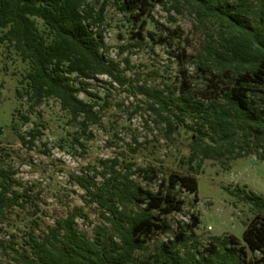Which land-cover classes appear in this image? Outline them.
<instances>
[{"label": "trees", "instance_id": "obj_1", "mask_svg": "<svg viewBox=\"0 0 264 264\" xmlns=\"http://www.w3.org/2000/svg\"><path fill=\"white\" fill-rule=\"evenodd\" d=\"M133 2L0 0V40L12 45L29 64L18 96L27 98L31 109L55 98L72 123L85 129L99 124L97 103L84 100L80 94L97 97L87 80L99 76L121 85L129 82L121 62L109 56L104 23L108 6L115 5L126 14ZM156 3L177 14L189 11L198 25L214 28L207 35L205 53L198 54L200 65L214 73L215 83L222 82L225 71L232 73L233 81L217 97L203 99L182 92L180 100L176 88L165 94L162 89L138 87L150 101L149 108L165 124L169 137L182 129L190 135L191 166H201L207 159L240 156L251 147V139L255 146H263L264 111H254L256 103L250 92L264 85V0H154L148 12ZM36 18L43 21L46 32L39 30ZM187 117L194 122H188ZM28 135L36 138L34 130ZM20 138L23 143L30 142L26 135L20 134ZM130 169L115 171L118 175L102 173L103 181L84 186L87 202L102 209L106 221L97 237L90 238L79 229L77 207L41 232L28 233L20 247L10 245L12 264H264V198L255 192L238 194L254 210L242 241L235 236H212L204 243L196 236L189 245L192 230L200 223V218L192 215L191 223L179 221L172 240L140 257L139 252L147 250L146 244L155 234L173 231L164 217L184 210L177 187L196 192L198 184L190 174L167 172L159 189L153 191L132 175L145 173L154 181L161 172L158 167ZM16 173L14 168L3 166L0 158V234L8 212L16 206L25 207L30 199L15 189L23 185ZM249 253L259 255L250 258Z\"/></svg>", "mask_w": 264, "mask_h": 264}, {"label": "rangeland", "instance_id": "obj_2", "mask_svg": "<svg viewBox=\"0 0 264 264\" xmlns=\"http://www.w3.org/2000/svg\"><path fill=\"white\" fill-rule=\"evenodd\" d=\"M153 1L134 0L126 14L115 5L108 6L104 29L109 56L121 62L129 82L121 85L108 76L87 80L89 90L97 97L85 93L80 97L97 103L101 121L86 129L72 123L55 98L31 109L27 98L18 96L29 64L12 45L0 40V158L3 166L16 170V177L23 183L15 189L31 199L25 207L10 210L2 223L0 264L13 263L10 245L20 247L28 233L41 232L77 207L79 229L90 238L97 237L106 221L102 209L87 202L84 186L103 181L102 173L118 175L115 171L125 173L129 167L130 171L158 167L161 172L154 181H149L145 173L132 175L153 191L159 189L167 172L190 174L198 184L196 192L177 187L184 210L164 217L173 231L155 234L148 240L147 250L139 252L140 257L172 240L179 221L191 223L192 215H197L200 223L193 234L189 231V245L196 236L204 243L212 236H235L242 241L254 210L238 194L255 192L264 198V142L257 147L251 139V147L240 156L207 159L201 166H191L190 135L182 129L169 137L165 124L149 108L150 101L138 87L162 89L165 94L176 88L180 100L182 92L200 99L217 97L220 90L232 85V73L225 71L222 82L215 83L214 73L200 65L198 54L205 53L207 35L213 27L206 29L189 11L177 14L161 3L148 12ZM36 22L39 30L46 32L43 21L36 18ZM212 88L219 90L214 92ZM250 97L256 103L254 111H264V85L252 88ZM187 121L192 123L194 119L187 117ZM30 130L36 138L28 135ZM20 134L30 142L23 143ZM258 255L249 253L250 258Z\"/></svg>", "mask_w": 264, "mask_h": 264}]
</instances>
